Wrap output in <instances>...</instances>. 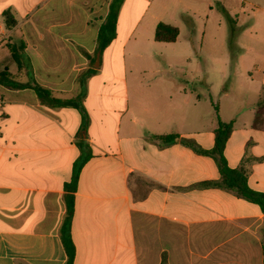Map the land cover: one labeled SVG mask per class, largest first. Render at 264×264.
Wrapping results in <instances>:
<instances>
[{"label": "crops", "instance_id": "0c3cea01", "mask_svg": "<svg viewBox=\"0 0 264 264\" xmlns=\"http://www.w3.org/2000/svg\"><path fill=\"white\" fill-rule=\"evenodd\" d=\"M111 1L0 0V76L36 82L56 98L81 97L76 106L49 107L30 86L0 83V264L66 263L70 193L74 264H264V212L223 185L209 153L218 119L206 129L192 117L191 94L168 78L169 58L135 47L145 21L155 30L161 22L155 14L144 19L153 5L161 12L184 1L140 0L143 16L134 22L135 5L123 13L124 0L116 38L100 51L99 26ZM239 1L234 12L251 9V28L262 13L264 27V0ZM6 11L16 20L10 28ZM122 20L132 30L119 38ZM22 43L19 68L8 44ZM174 133L180 139L172 143L156 138ZM234 133L224 150L228 165L243 168L249 185L264 192V179L256 177L264 154L234 163ZM87 147L92 156L70 192Z\"/></svg>", "mask_w": 264, "mask_h": 264}, {"label": "rangeland", "instance_id": "374dc122", "mask_svg": "<svg viewBox=\"0 0 264 264\" xmlns=\"http://www.w3.org/2000/svg\"><path fill=\"white\" fill-rule=\"evenodd\" d=\"M183 1L185 3L171 5L161 12H155L153 5L144 18L155 14L161 22L176 26L179 29L177 41L155 42L154 22L147 20L138 29L140 40L135 47H140L144 54H163L169 58L172 72L169 71L168 78L176 89L184 88L191 94V116L200 117L206 129L212 123L217 124V112L222 121L234 119L235 133L230 146L234 152L229 153L234 163L240 156L264 154V106L258 107L256 118L254 114L257 102L264 104L263 14L257 13V25L251 28L247 22L251 9L234 12V6L242 7L239 0H213L212 8L209 0ZM130 5H135L136 9L129 20L136 22L143 16L144 6L140 0H128L123 13ZM35 15L37 13H31ZM130 30L132 27L128 28L122 20L118 27L119 38L129 36ZM88 31L90 35L91 29ZM242 53L245 56L239 59ZM144 59L134 61L142 63ZM145 63L150 60L146 59ZM146 75L153 77L154 74ZM199 138L205 147L211 145L210 137L205 134ZM256 163L261 167L256 177L264 179V160ZM253 171L250 169L248 173Z\"/></svg>", "mask_w": 264, "mask_h": 264}, {"label": "trees", "instance_id": "16d2710c", "mask_svg": "<svg viewBox=\"0 0 264 264\" xmlns=\"http://www.w3.org/2000/svg\"><path fill=\"white\" fill-rule=\"evenodd\" d=\"M124 0H112L109 6V11L106 17L103 19L99 26L97 42L98 49L103 51L115 38L117 35V23L119 12ZM6 16V25L7 27H12L16 24V20L13 15L6 11L4 13ZM235 24V23H234ZM235 30V29H234ZM179 36V29L171 24L165 22H159L155 30V40L157 42H175ZM10 52L14 61L18 64L19 68L23 67V59L20 51L25 48L23 43L20 47L17 45L8 44ZM24 50V49H23ZM7 73H4V75ZM0 83H5L12 86H30L37 92L40 100L49 107H66V106H76L77 102L80 100V96L70 99H61L53 97L49 89L41 86L40 84L34 82L31 84L28 83H18L12 79L4 80L0 76ZM263 101H259L257 107H263ZM218 111V107H216ZM218 126L214 131V147L209 153L213 154L219 163L221 168L223 185L226 188L232 189L237 192V194L245 198L246 200L255 203L260 206L261 210L264 212V192L253 189L248 183V174L243 168H231L226 160L224 155V150L226 144L231 136V133L234 128V122H224L219 117L217 113ZM156 138L163 143H172L178 141L180 136L176 133L169 135H159ZM87 153L80 157V159L75 163L73 177L71 182L67 185V188L70 192H73L77 189V184L81 169L85 162L92 156V152L87 147ZM68 201V213L62 230V241L64 248L67 253V261L65 264H74L76 249L74 241L71 234V219L74 212V196L72 193L67 195ZM263 254H264V244H263Z\"/></svg>", "mask_w": 264, "mask_h": 264}, {"label": "water", "instance_id": "95a60500", "mask_svg": "<svg viewBox=\"0 0 264 264\" xmlns=\"http://www.w3.org/2000/svg\"><path fill=\"white\" fill-rule=\"evenodd\" d=\"M99 56V55H98Z\"/></svg>", "mask_w": 264, "mask_h": 264}]
</instances>
